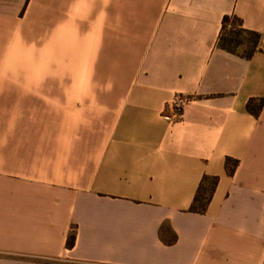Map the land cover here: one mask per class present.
<instances>
[{
    "label": "crops",
    "instance_id": "obj_1",
    "mask_svg": "<svg viewBox=\"0 0 264 264\" xmlns=\"http://www.w3.org/2000/svg\"><path fill=\"white\" fill-rule=\"evenodd\" d=\"M225 18L261 35L250 59L220 47ZM252 100L264 0H0V264H264Z\"/></svg>",
    "mask_w": 264,
    "mask_h": 264
},
{
    "label": "trees",
    "instance_id": "obj_2",
    "mask_svg": "<svg viewBox=\"0 0 264 264\" xmlns=\"http://www.w3.org/2000/svg\"><path fill=\"white\" fill-rule=\"evenodd\" d=\"M229 27L231 28V32H228ZM237 28L239 30H237ZM247 34L249 38L246 40L242 39V35ZM261 41V35L255 32H249L241 28V22L234 18L229 19L225 18L223 22V30L220 37V47L223 50H226L227 52L237 55L241 58L250 59L256 50L259 47ZM242 45H247V48L240 52L238 51V47ZM264 104V100H262L260 106L257 108L254 105V100L250 101L248 103V110L255 114L256 116L259 115L260 108H262ZM239 165V162L237 160L233 159H227L226 160V168L229 173V175H234L236 172V169ZM219 183L218 177H204L203 181L201 182L199 189L197 191V194L195 196V199L193 201V204L190 208V211L192 213H199L204 214L207 212L209 204L211 203V200L213 198L214 192L217 188V185ZM176 241V237H172L169 241H167L168 244H173ZM76 243V232L75 230H72L68 242H67V248L73 249Z\"/></svg>",
    "mask_w": 264,
    "mask_h": 264
},
{
    "label": "built area",
    "instance_id": "obj_3",
    "mask_svg": "<svg viewBox=\"0 0 264 264\" xmlns=\"http://www.w3.org/2000/svg\"><path fill=\"white\" fill-rule=\"evenodd\" d=\"M188 102L189 98L180 95L177 96L168 106L171 119H181L183 117L185 106Z\"/></svg>",
    "mask_w": 264,
    "mask_h": 264
},
{
    "label": "rangeland",
    "instance_id": "obj_4",
    "mask_svg": "<svg viewBox=\"0 0 264 264\" xmlns=\"http://www.w3.org/2000/svg\"><path fill=\"white\" fill-rule=\"evenodd\" d=\"M231 28H233V27H229L228 32H231V30H232ZM237 30H239V29L237 28ZM247 38H249V36L247 34L242 35V39L246 40ZM246 48H247V45H242V46L238 47L237 49H238V51L242 52Z\"/></svg>",
    "mask_w": 264,
    "mask_h": 264
}]
</instances>
